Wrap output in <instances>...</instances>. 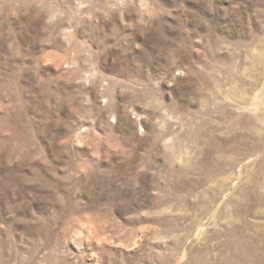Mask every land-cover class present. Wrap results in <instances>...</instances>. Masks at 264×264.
Listing matches in <instances>:
<instances>
[{
	"label": "rangeland",
	"instance_id": "obj_1",
	"mask_svg": "<svg viewBox=\"0 0 264 264\" xmlns=\"http://www.w3.org/2000/svg\"><path fill=\"white\" fill-rule=\"evenodd\" d=\"M0 264H264V0H0Z\"/></svg>",
	"mask_w": 264,
	"mask_h": 264
},
{
	"label": "bare ground",
	"instance_id": "obj_2",
	"mask_svg": "<svg viewBox=\"0 0 264 264\" xmlns=\"http://www.w3.org/2000/svg\"><path fill=\"white\" fill-rule=\"evenodd\" d=\"M252 147L254 148V135H253ZM250 148H251V147H250ZM228 166H229V165H228ZM228 166H227V167H228ZM225 167H226V166H225ZM227 167H226V168H227ZM227 169H228V168H227ZM251 194H252V193H251ZM250 203H251V202H250ZM251 205H252V204H251ZM237 229H238V228H237ZM232 231H233V230H232ZM238 233H239V232H238ZM247 238H248V237H247ZM248 239H249V238H248ZM249 242H250V241H249ZM251 242H252V241H251ZM247 243H248V242H247ZM226 244H228V243H226ZM226 244H225V245H226ZM240 245H241V244H240ZM253 246H254V244H253ZM236 248H237V247H236ZM253 249H254V248H253ZM235 251H236V250H235ZM245 252H246V251H245ZM248 257H249V256H248ZM249 262H250V261H249Z\"/></svg>",
	"mask_w": 264,
	"mask_h": 264
}]
</instances>
